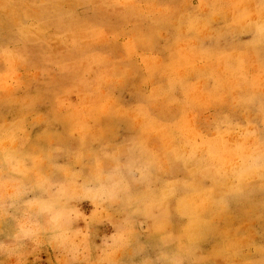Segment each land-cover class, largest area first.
Listing matches in <instances>:
<instances>
[{"label": "rangeland", "instance_id": "obj_1", "mask_svg": "<svg viewBox=\"0 0 264 264\" xmlns=\"http://www.w3.org/2000/svg\"><path fill=\"white\" fill-rule=\"evenodd\" d=\"M0 264H264V0H0Z\"/></svg>", "mask_w": 264, "mask_h": 264}]
</instances>
